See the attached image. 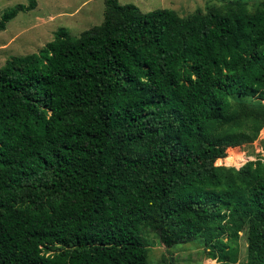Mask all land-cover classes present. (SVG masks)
I'll list each match as a JSON object with an SVG mask.
<instances>
[{
	"label": "trees",
	"instance_id": "1",
	"mask_svg": "<svg viewBox=\"0 0 264 264\" xmlns=\"http://www.w3.org/2000/svg\"><path fill=\"white\" fill-rule=\"evenodd\" d=\"M263 128L264 0H105L100 24L0 66V264H149L143 228L210 264H236L246 228L264 264V158L215 164Z\"/></svg>",
	"mask_w": 264,
	"mask_h": 264
},
{
	"label": "rangeland",
	"instance_id": "2",
	"mask_svg": "<svg viewBox=\"0 0 264 264\" xmlns=\"http://www.w3.org/2000/svg\"><path fill=\"white\" fill-rule=\"evenodd\" d=\"M121 4H134L142 12L157 8L174 9L179 15L186 16L196 8L203 12L210 7H222L227 0H118ZM249 10H253L260 0H243ZM27 4L28 0H0L2 13L16 4ZM105 0H36L31 10L20 11L10 19L0 31V66L13 55H25L38 52L50 41L55 31L65 27L72 36H78L83 30L100 24L103 20ZM264 128L256 140L237 147H229L228 156L220 159L216 165L239 167L248 160L263 157ZM226 154V155H227ZM233 162H243L239 166ZM148 249L149 264H163L165 257L171 264H210L215 260L207 254L202 240L175 244L166 247L156 234L148 228L142 229ZM247 259V229L239 233V254L236 264H245Z\"/></svg>",
	"mask_w": 264,
	"mask_h": 264
},
{
	"label": "built area",
	"instance_id": "3",
	"mask_svg": "<svg viewBox=\"0 0 264 264\" xmlns=\"http://www.w3.org/2000/svg\"><path fill=\"white\" fill-rule=\"evenodd\" d=\"M263 158H264V153H263Z\"/></svg>",
	"mask_w": 264,
	"mask_h": 264
},
{
	"label": "water",
	"instance_id": "4",
	"mask_svg": "<svg viewBox=\"0 0 264 264\" xmlns=\"http://www.w3.org/2000/svg\"><path fill=\"white\" fill-rule=\"evenodd\" d=\"M241 166V165H240Z\"/></svg>",
	"mask_w": 264,
	"mask_h": 264
}]
</instances>
